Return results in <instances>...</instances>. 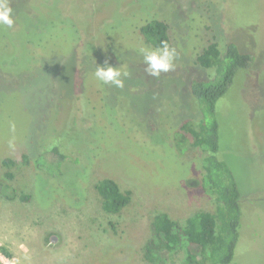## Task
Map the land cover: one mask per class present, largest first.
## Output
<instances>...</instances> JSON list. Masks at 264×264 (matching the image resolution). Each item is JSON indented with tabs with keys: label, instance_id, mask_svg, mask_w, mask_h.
I'll use <instances>...</instances> for the list:
<instances>
[{
	"label": "rangeland",
	"instance_id": "1",
	"mask_svg": "<svg viewBox=\"0 0 264 264\" xmlns=\"http://www.w3.org/2000/svg\"><path fill=\"white\" fill-rule=\"evenodd\" d=\"M9 4L15 22L0 24V247L11 259L0 254V263L151 264L144 249L156 213L183 224L211 209L200 184L189 185L200 181L202 153H180L172 137L177 115L194 108L189 82L208 75L195 56L216 41L254 58V79L239 76L216 111L221 155L241 195L231 264H264V0ZM151 19L167 22L176 52L158 77L141 52L153 50L139 32ZM97 66L127 72L123 88L98 80ZM6 158L16 163L11 180ZM104 178L132 193L118 215L102 210L94 189ZM184 258L172 254L175 264Z\"/></svg>",
	"mask_w": 264,
	"mask_h": 264
},
{
	"label": "trees",
	"instance_id": "2",
	"mask_svg": "<svg viewBox=\"0 0 264 264\" xmlns=\"http://www.w3.org/2000/svg\"><path fill=\"white\" fill-rule=\"evenodd\" d=\"M139 32L153 50L161 47L162 41L170 45L169 25L164 20L151 19L139 28ZM253 61L254 58L241 53L228 42L221 45L216 41L209 42L195 56V67L208 72V75L202 80L189 82L187 90L194 108L191 113L177 115L172 142L182 149V154L189 149H199L202 153L200 181H189V185L200 184L212 206L209 211L189 216L183 224L171 220L166 213H156L150 224L151 239L144 249V258L151 264H175L172 254L178 250L185 252L180 264L232 263L241 225V195L236 176L221 155L216 105L236 84L239 76L250 75L254 79ZM48 148L59 158L67 159L58 145ZM25 161L23 156L22 162ZM2 164L7 169L5 178L13 179L12 170L16 163L6 158ZM94 189L106 214L118 215L130 204L132 193L121 191L112 179L97 181ZM12 194V200L16 199L14 191ZM18 198L29 200L28 197ZM0 254L11 259L2 247Z\"/></svg>",
	"mask_w": 264,
	"mask_h": 264
},
{
	"label": "clouds",
	"instance_id": "3",
	"mask_svg": "<svg viewBox=\"0 0 264 264\" xmlns=\"http://www.w3.org/2000/svg\"><path fill=\"white\" fill-rule=\"evenodd\" d=\"M12 12L13 9L10 7L9 0H0V24L11 27L15 22ZM161 45V47L155 50L141 49L144 62L147 64L145 71L151 76L158 77L161 72H168L174 68L175 49L170 48L166 41H162ZM94 75L105 84H112L118 88H123L124 81L121 77H127L129 74L127 72H121L116 67L97 66ZM9 147H14L12 141H9Z\"/></svg>",
	"mask_w": 264,
	"mask_h": 264
},
{
	"label": "water",
	"instance_id": "4",
	"mask_svg": "<svg viewBox=\"0 0 264 264\" xmlns=\"http://www.w3.org/2000/svg\"><path fill=\"white\" fill-rule=\"evenodd\" d=\"M52 242V241H51Z\"/></svg>",
	"mask_w": 264,
	"mask_h": 264
}]
</instances>
